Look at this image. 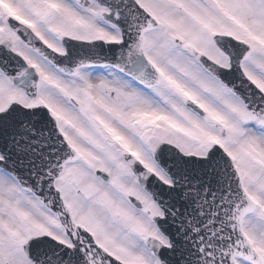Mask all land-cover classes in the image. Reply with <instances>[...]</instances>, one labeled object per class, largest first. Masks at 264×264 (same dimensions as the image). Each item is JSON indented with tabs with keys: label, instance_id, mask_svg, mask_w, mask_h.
<instances>
[{
	"label": "snow or ice",
	"instance_id": "snow-or-ice-1",
	"mask_svg": "<svg viewBox=\"0 0 264 264\" xmlns=\"http://www.w3.org/2000/svg\"><path fill=\"white\" fill-rule=\"evenodd\" d=\"M0 264H264V0H0Z\"/></svg>",
	"mask_w": 264,
	"mask_h": 264
}]
</instances>
